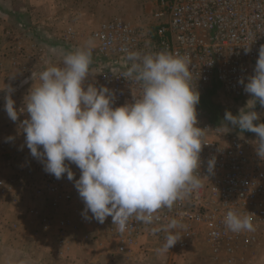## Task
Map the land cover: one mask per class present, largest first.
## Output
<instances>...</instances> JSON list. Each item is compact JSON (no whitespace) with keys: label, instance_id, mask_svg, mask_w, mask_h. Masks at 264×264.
Here are the masks:
<instances>
[{"label":"built area","instance_id":"built-area-1","mask_svg":"<svg viewBox=\"0 0 264 264\" xmlns=\"http://www.w3.org/2000/svg\"><path fill=\"white\" fill-rule=\"evenodd\" d=\"M150 3L151 27L142 28L115 17L100 22L88 33L95 47L86 85L107 86L114 93V107L131 102L133 96L141 95L142 89L139 82L123 77L132 63L127 59L128 53L143 55L166 51L190 57L191 83L200 96L224 94L243 99L250 95L245 92L244 85L254 74L259 49L264 45V0H150ZM78 40L73 27L64 30L62 44L68 53L81 47ZM11 49L9 63L12 68H18L26 54L24 47L18 43ZM36 59L38 67L34 71L33 84L40 82L39 73L46 67L62 66L63 61L41 53ZM241 80L244 83H240ZM29 90L16 98L18 110L23 111ZM197 120V126L206 130L197 170L204 177L202 187L178 200L171 209H160L155 214L159 219L151 224L133 217L125 232L120 233L110 216L103 224L92 219L90 212L85 219L82 214L85 205L74 186L75 180H68L67 174L56 179L47 173L43 163L31 155L23 132L21 160L25 164L18 165L11 180L0 176V194L10 195L20 188L22 194L29 193L50 208L40 220V233H47L54 227L53 250L59 259H68L70 244L77 239L79 230L89 223L108 236L111 247L106 254L110 260L164 252L159 249L168 234L164 229L172 218L179 221L180 226L175 231L181 239L164 253L187 248L200 237L216 258L221 253L233 258L236 249L254 245L259 232L264 230V160L255 151L257 137L222 133L198 113ZM213 157L216 163L210 174L208 161ZM70 167L75 179H79V168L75 164ZM231 209L252 215L255 230L239 233L228 230L223 221ZM57 211L63 214L59 219L55 218Z\"/></svg>","mask_w":264,"mask_h":264},{"label":"clouds","instance_id":"clouds-1","mask_svg":"<svg viewBox=\"0 0 264 264\" xmlns=\"http://www.w3.org/2000/svg\"><path fill=\"white\" fill-rule=\"evenodd\" d=\"M94 47L89 40L64 55L62 66L41 71L23 111L15 107L14 89L6 86L4 109L13 122L28 114L20 125L27 148L47 173L75 180L85 219L90 212L103 224L110 216L123 233L133 217L151 224L159 219L155 214L160 209H171L202 187L204 177L197 170L206 130L197 126L200 93L191 83L187 54L129 52L132 63L123 77L139 82L141 95L114 107V93L107 86L85 83ZM244 90L251 98L237 115L226 111L224 121L257 134L255 151L264 160V122L255 123L260 113L254 110L257 101L264 107V45ZM215 163L214 157L208 161V173ZM70 164L79 168V179ZM223 222L235 233L255 230L252 215L235 209L227 211ZM179 226L177 219L169 221L159 251H168L181 239L175 231Z\"/></svg>","mask_w":264,"mask_h":264},{"label":"rangeland","instance_id":"rangeland-1","mask_svg":"<svg viewBox=\"0 0 264 264\" xmlns=\"http://www.w3.org/2000/svg\"><path fill=\"white\" fill-rule=\"evenodd\" d=\"M88 4L87 10L88 12L90 11V15L86 19H77L69 22L63 19V28L52 25L53 21H51V18L55 15V12L51 10V6H37L40 7L37 9V15H39V18L44 16L45 18H43L49 21V25L46 28H42L41 22H37L34 18L22 19L21 17L23 16H19L18 28L23 29L20 37H23L24 42L29 44L28 46L35 45L36 49L39 47L41 54H45L51 58L63 59L67 52L63 48L62 35L64 30L69 26L77 30L78 41L83 46L85 41H87L85 39H87L88 33L105 20L117 17L129 21L133 25H139L142 28L146 26L151 27L152 25L149 16L151 9L150 0H89ZM23 11L27 12V14L28 12H32L29 8ZM59 20L56 22H60ZM13 37H10L9 40H14ZM19 41L23 46L22 40ZM40 43H43L47 48L40 46ZM37 44L39 45L38 47L36 46ZM250 98L251 95L243 99H234L224 94L201 95L196 109L198 114L217 126L222 133H239L254 139L258 138L257 134L250 131L241 132L238 127H233L231 124L227 125L224 121L226 111H231L233 115H237L239 109L244 107ZM254 110L260 113V120L255 123L264 122V107H261L258 101ZM0 213V264H60L54 250L51 246L49 247V243L52 242V228L47 230V233H52L51 237H48L49 242H42L38 240L42 233H40L41 228L35 225L36 222L28 220L27 227H10L7 225L3 212L1 211ZM259 234L260 237L254 245L244 249H236L233 258H227L222 253L216 258L209 245L202 238L197 237L187 248L176 250L172 253H164L159 258L156 257L158 256L157 254H146L143 256L144 259H141L138 263L264 264V230L260 231ZM95 249L91 250L89 248L90 255H88L89 258L86 260H92L91 264H109L107 257L103 255L104 252L101 255L100 252H95ZM14 252H18V254L21 252L25 257L23 260H20L18 256L13 255ZM5 255L6 257H4ZM126 261L130 264V260L124 258V256H120L116 261L114 260L113 264L115 262L117 264H125L124 262ZM82 262V264L85 263V261Z\"/></svg>","mask_w":264,"mask_h":264},{"label":"crops","instance_id":"crops-1","mask_svg":"<svg viewBox=\"0 0 264 264\" xmlns=\"http://www.w3.org/2000/svg\"><path fill=\"white\" fill-rule=\"evenodd\" d=\"M88 1L89 0H0V90H3L0 91V176L7 180L14 178L19 164H25V162L21 160V158H23L21 154L24 148L22 146L23 136L20 125L25 118H28V114L23 116L21 114L18 122H13L8 117L4 109V98L7 94L5 88L8 86L14 89L11 95L15 101V107L18 109L16 98L20 96L24 90L31 88L34 71L38 67L36 58L41 53L38 44L36 45L38 47L37 49L35 45L28 46L29 44L24 42L23 37H20L23 29L18 28L19 16H23L21 17L22 19L34 18L37 22H41L42 28H46L47 25H49V21L45 20L44 16L39 18L37 9L40 7L37 6H51V10L55 12V15L51 18V21H53L52 25L63 28V19L69 22L77 19H86L87 16L90 15V11L88 12L87 10V6H89ZM28 8L32 11L28 12L29 15L27 12L23 11ZM58 20L60 22H56ZM10 37H13L14 40H9ZM19 40H22L26 54H24L21 60V66L12 68L8 60V54L12 50V45L20 43ZM85 40L89 41V38L87 37ZM40 46L47 48L43 43H40ZM9 137L13 139L9 140ZM49 209L50 208L43 203L35 200L29 193L22 194L20 188H16L14 193L10 195H5L4 193L0 194V212H3L7 225L10 227H27V221L31 220L32 222H36L35 225L42 228L40 220L44 214L50 212ZM61 215L63 214L57 211L55 213V218L59 219ZM52 228L54 229V227ZM51 234L52 233H42L38 240L47 243V241L49 242L48 237H51ZM259 237L260 234L257 240ZM49 244V247L51 246L53 249V241ZM147 245V247L150 246L149 244ZM110 247L111 243L105 232L89 223L79 230L77 239L70 244L71 249L68 259L58 258V260L60 264H82V261H85L84 264H91L92 260H86L89 258L88 255H90L88 250L89 248H91V250L96 248L95 252H100L101 255L104 252L105 254L103 253V255L107 257L108 263L113 264L114 260L116 261L119 257L110 260V257L106 254ZM151 254H157L158 256H155L159 258L164 255V252L149 253V255ZM13 255L18 256L20 260H23L25 257L21 252H19V254L18 252H14ZM143 256L129 255L124 258L130 260V264H139L138 262L144 259ZM4 257H6V255ZM124 263L128 264L127 261ZM115 264L117 263L115 262Z\"/></svg>","mask_w":264,"mask_h":264},{"label":"trees","instance_id":"trees-1","mask_svg":"<svg viewBox=\"0 0 264 264\" xmlns=\"http://www.w3.org/2000/svg\"><path fill=\"white\" fill-rule=\"evenodd\" d=\"M63 48L66 50V52L68 53V49L66 47L63 46Z\"/></svg>","mask_w":264,"mask_h":264},{"label":"water","instance_id":"water-1","mask_svg":"<svg viewBox=\"0 0 264 264\" xmlns=\"http://www.w3.org/2000/svg\"><path fill=\"white\" fill-rule=\"evenodd\" d=\"M213 124V123H212Z\"/></svg>","mask_w":264,"mask_h":264}]
</instances>
